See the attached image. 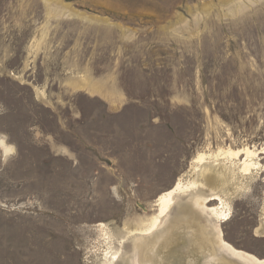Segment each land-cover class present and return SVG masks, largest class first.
Listing matches in <instances>:
<instances>
[{
    "label": "rangeland",
    "instance_id": "rangeland-1",
    "mask_svg": "<svg viewBox=\"0 0 264 264\" xmlns=\"http://www.w3.org/2000/svg\"><path fill=\"white\" fill-rule=\"evenodd\" d=\"M2 138L0 264L264 260V0H0Z\"/></svg>",
    "mask_w": 264,
    "mask_h": 264
},
{
    "label": "bare ground",
    "instance_id": "bare-ground-1",
    "mask_svg": "<svg viewBox=\"0 0 264 264\" xmlns=\"http://www.w3.org/2000/svg\"><path fill=\"white\" fill-rule=\"evenodd\" d=\"M0 146L4 149V151L6 153L14 151V147L7 145L5 140H3V138L0 139ZM258 152L259 151H253L250 149H239L236 152L230 150V152H228V153L231 156H236V157H240V158L242 155H246V157L240 159L241 163H240L239 168H241L240 169L241 173H244L246 175H252V174H254V172L258 171L261 167H263V165L259 162L260 160L258 159V161H257ZM261 153H264V150H261ZM204 159H205V155H200L198 157L199 163L203 164V166L205 165L202 174H205V171H208L209 169H211L210 166H207V164H205ZM203 161H204V163H202ZM212 170H215V169L212 168ZM225 170H222L221 176L222 175L224 176L225 172H227L230 169L226 168ZM192 185L194 188L197 189L200 186H202L203 184L199 180L198 181L195 180L192 183ZM186 189H187V186H184V184H182V179L181 178L178 179V181L175 183V185L173 186V188L171 190L165 192L164 194H161L158 197L157 204L160 206V215L158 217H155L149 226L141 228L139 230H136V232L139 231V233L141 235H147L148 232H150V233L153 232L158 227V224L160 222V217L163 216L166 212H168L169 209L171 208V206L175 203L176 196L179 195L180 193L184 192ZM194 196L195 197L193 198V200L195 201V203L198 206H201V207L204 206L205 202L208 199L204 196H201L198 193H196ZM210 200H219L220 201L221 207L211 209L213 215L223 217V218H227L228 214H227L226 210L224 209V206H225V202L223 201L224 199H222L221 196L218 194H213L211 196ZM108 233L109 232L107 231L106 234H108ZM142 238H143V236L142 237H136V240H135L136 241V248L141 247ZM223 241L224 240L222 239L221 242H223ZM227 253H229L231 256L238 258L240 260H243L245 262H249L252 264H264V260H261V259L255 257L254 255L250 254V253L237 251L234 248H230ZM105 264H109V263H105Z\"/></svg>",
    "mask_w": 264,
    "mask_h": 264
}]
</instances>
